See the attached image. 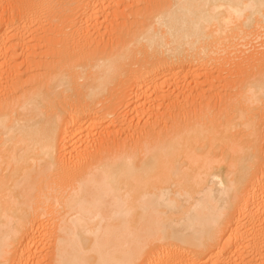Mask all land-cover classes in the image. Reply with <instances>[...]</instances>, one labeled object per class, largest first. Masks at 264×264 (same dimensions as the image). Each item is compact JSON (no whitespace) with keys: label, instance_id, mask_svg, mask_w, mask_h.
<instances>
[{"label":"bare ground","instance_id":"bare-ground-1","mask_svg":"<svg viewBox=\"0 0 264 264\" xmlns=\"http://www.w3.org/2000/svg\"><path fill=\"white\" fill-rule=\"evenodd\" d=\"M256 29L264 0H0V264H264V44L225 56Z\"/></svg>","mask_w":264,"mask_h":264},{"label":"rangeland","instance_id":"rangeland-1","mask_svg":"<svg viewBox=\"0 0 264 264\" xmlns=\"http://www.w3.org/2000/svg\"><path fill=\"white\" fill-rule=\"evenodd\" d=\"M253 29V28H252ZM260 30V31H259ZM255 32V34H252L251 36L252 37H249L247 40H241L240 39V41L239 40H236L237 42H238V44H236L235 43V46H236V50H235V48L234 49H232L233 51H232V54H227V55H225V56H230V58L232 57V59L231 60H233V58L235 59V61H237V63H236V66H231L230 65V68L228 67V69H229V71H234V70H237L238 68H240L241 66H242V64H243V61H238V58L239 59H241L242 58V60H247L249 57H251L252 55H253V52H255L256 50L255 49H257L260 45H262V43L264 44V32L261 30V29H256V31H254ZM256 33L258 34H261L260 36L261 37H263L261 40H259V41H257V42H255L257 39H258V37H256L255 35H256ZM255 38V39H254ZM254 39V40H253ZM255 43V44H254ZM249 45L250 46V49H248L247 48V50L245 49V47H244V45ZM258 44H260V45H258ZM242 45V46H241ZM224 47V46H223ZM222 48V47H221ZM220 48V49H221ZM223 49V48H222ZM221 49V50H222ZM234 50H235V52H234ZM243 50V51H242ZM239 51V52H238ZM241 51V52H240ZM243 52V53H242ZM252 52V53H251ZM220 53H222V52H220ZM219 53V55H221ZM246 54V55H245ZM215 58H219V57H215ZM225 58H227V57H225ZM236 58H237V60H236ZM234 61V60H233ZM140 63V62H139ZM134 66H137L138 64L137 63H135V64H133ZM217 63H215V64H212V65H210V67H209V69L210 70H208L207 72H205V74L204 75H200V76H198V79H199V81H201V82H204V81H206V79H207V77H208V73H212L213 75H215L216 77L217 76H219V77H217V78H221V74L218 72V68H217ZM249 68V69H248ZM264 68V67H263ZM253 69V68H252ZM251 69V72H250V67H246V71H245V75L246 76H253V74L256 76V74L258 73V70H259V72H260V70H262V68H257V69H253L252 70ZM247 70L249 71V72H247ZM224 72V71H223ZM254 72H257V73H254ZM225 73V77H226V79L228 80V78H227V76H228V71H225L224 72ZM227 73V74H226ZM223 77V76H222ZM225 77H223V79L225 80V81H227L226 79H225ZM223 79H220V81H221V83H222V85H223V83L225 82V81H223ZM219 80V79H218ZM230 80H232V79H230ZM229 81V80H228ZM217 83H219V82H217ZM216 83V84H217ZM226 83V82H225ZM224 83V84H225ZM218 85V84H217ZM116 86L117 85H114V87L116 88ZM219 86V85H218ZM115 88H114V90H115ZM222 90H223V88H221ZM117 91V92H116ZM115 92L118 94L117 95V97L115 96V94L111 97V96H109V97H107L106 98V95H108L107 93H105L102 97L104 98V100H105V102H104V106L106 105V106H108V107H106V108H104V111L102 112L101 111V113H105L106 112V110L105 109H107V108H110L111 106H112V108L111 109H113L114 107L116 108V111H117V113H118V115H122L121 113H123V114H125V111L127 110V112H129V115H127V119L130 121H128V130L130 129H132L135 125V129H139V130H137V132L139 131L140 132V129H142L148 122H150V123H153L155 120H156V118H154V116H156V115H154V110H153V106H152V103L151 104H146V106H144L143 108H141V111H140V114H139V111L138 112H136V114H135V109L133 108V107H131V100L133 99L132 97H133V95H131V92L129 91H121V89H118V90H116ZM119 91V92H118ZM114 92V93H115ZM216 92V91H215ZM220 92H222V91H219V93L217 94V93H215V97L217 98L218 96V98H220L221 96L220 95H222V93L223 92H225V91H223L222 93H220ZM217 94V95H216ZM224 95H225V93H223ZM223 95V96H224ZM215 97H213L212 96V100H213V103H214V101H215V99H213V98H215ZM218 98L216 99L217 101H219L218 100ZM108 102V103H107ZM111 103V104H110ZM103 104V103H102ZM101 104V105H102ZM113 105H114V107H113ZM127 105H130V107L129 108H131V109H129L128 107H127ZM151 106V107H150ZM124 108H126L125 109V111H124ZM129 110V111H128ZM158 110V113L159 114H161V115H165V114H167V109L165 108V107H162V108H160V109H157ZM101 113H100V115H101ZM145 113V114H144ZM127 114V113H126ZM144 114V115H143ZM102 117H103V114L101 115ZM104 116H105V114H104ZM112 118V116H106V119L108 118L109 120ZM171 118H173V117H171ZM105 119V120H106ZM109 120H106V122L107 121H109ZM171 120V119H170ZM91 121H93L92 123H93V125H94V123L96 122V120L95 119H93V120H91ZM167 121H168V119H167ZM110 122V121H109ZM129 123L130 124H132V125H129ZM107 124H109V123H107ZM133 124H135L134 126H133ZM168 124V123H167ZM99 124H97V126H98ZM163 125V124H162ZM132 128H131V127ZM93 127V126H92ZM136 127H139V128H136ZM95 129H97V127H95ZM93 131H94V128H93ZM97 130L95 131V134H96V136H97ZM126 133H127V130H126ZM128 133L130 134L131 133V131L129 132L128 131ZM127 133V134H128ZM141 135V134H140ZM102 136H104L103 134H102ZM99 137V136H98ZM98 137L96 138V139H98ZM139 138H140V136L139 135H137V137L135 138H133V141L132 142H134V141H138L139 140ZM100 140H102V138L100 137L99 138ZM136 139V140H135ZM102 142H104L103 140H102ZM128 141H126V139L123 137L122 138V140L120 141V143L122 144V146L120 147V149L119 148H116V147H113V145H112V143L110 142L109 144L107 143V144H105V145H108V146H110L113 150H115V152H122V151H125V150H128V149H130V145H131V143L130 144H128L127 143ZM260 143H262L261 144V151H262V153H264L263 152V149H264V138H262V140H261V142ZM124 144H127V145H124ZM135 144V142L132 144V146ZM129 145V147L127 148L126 146H128ZM263 148V149H262ZM116 149H118V150H116ZM50 239V238H49ZM49 246V245H48ZM45 248H47V246L45 247ZM46 249H44V250H42L41 252H44ZM49 250H50V247H49ZM48 249H47V253H48V251H49ZM46 252V251H45ZM45 252H44V254H42V256L44 255H47V253L45 254ZM41 254H39L40 255V258H42L41 257ZM248 256H246V258H247ZM44 258V257H43ZM42 263L43 264H49V261H47L45 258L44 259H42ZM236 263H241V261H240V259H237L236 261H235ZM40 264V263H39Z\"/></svg>","mask_w":264,"mask_h":264}]
</instances>
